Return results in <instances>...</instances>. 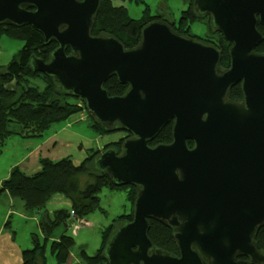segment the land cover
<instances>
[{
    "label": "water",
    "instance_id": "95a60500",
    "mask_svg": "<svg viewBox=\"0 0 264 264\" xmlns=\"http://www.w3.org/2000/svg\"><path fill=\"white\" fill-rule=\"evenodd\" d=\"M99 6L0 0V25L30 26L55 43L46 61L30 57L32 71L82 100L107 132L130 135L92 162L115 187L136 188L132 220L103 249L107 264H264L254 244L264 227V54L254 52L264 40V0H193L231 44L224 70L213 45L163 21L146 24L132 49L92 35ZM111 77L127 86L121 96L103 88ZM236 85L240 101L229 98ZM169 123L171 142L149 146ZM149 220L173 230L177 254L152 244Z\"/></svg>",
    "mask_w": 264,
    "mask_h": 264
},
{
    "label": "trees",
    "instance_id": "16d2710c",
    "mask_svg": "<svg viewBox=\"0 0 264 264\" xmlns=\"http://www.w3.org/2000/svg\"><path fill=\"white\" fill-rule=\"evenodd\" d=\"M116 0H100V6L95 15L92 35H110L115 37L125 49L136 47L140 41L141 29L153 21H163L169 24L176 33L196 38L197 40L213 45L220 52V69L229 67L228 49L230 43L225 41L221 34L210 30L209 17L198 15L194 12L193 0H183L186 8L180 12L177 23L170 20L165 14L149 15L144 13L141 19L133 20L128 17L122 5H115ZM195 22H203L209 29L203 37L190 33V27ZM258 31L264 36V28L257 25ZM0 34L16 39L21 43V48L6 66L0 67V154L1 146L10 136L21 138L40 137L52 125L67 119L75 113L85 114L84 120L88 126L99 133H108L100 124L95 123L84 110L82 100L73 98L63 93L53 80L43 74L33 72L29 60L31 56L46 61L51 52L56 48L55 43L44 44L42 35L30 26L12 27L0 25ZM254 52L264 54V40L259 43ZM69 53V50H66ZM109 96H121L127 89L115 77L107 80L103 86ZM229 98L240 101L242 94L240 86L231 88ZM80 103H76V102ZM171 124L163 127L149 146L168 144L171 142ZM124 137L105 144L101 149H88L86 158L79 164H74L70 157L57 161L40 159V171L27 176L17 167L11 169L8 177L0 184V193L6 192L12 199H17L25 210H40L38 231L43 241L32 233L30 236L31 247L21 253L22 264H46L45 251L49 250L54 264H107L103 249L111 232L118 226L132 220L131 214L117 217L103 234V243L97 252L88 256L84 249H78V258L74 261L71 249L74 246L72 238L61 235L57 240L52 239L53 230L62 225L67 227L72 222L82 221L94 205L90 203L96 198L101 189L108 190L115 187L106 174L92 168L94 158L102 151L114 149L119 151L122 142L129 138L126 132ZM188 147L192 146L187 142ZM130 188L129 201L133 206L136 191ZM58 190H63L67 195L78 196V201L69 197L70 211L60 210L49 215L46 206L51 196ZM149 223L148 237L152 244L169 254H177L173 240V230L151 221ZM254 244L259 253L264 256V227L260 228L254 239Z\"/></svg>",
    "mask_w": 264,
    "mask_h": 264
},
{
    "label": "rangeland",
    "instance_id": "374dc122",
    "mask_svg": "<svg viewBox=\"0 0 264 264\" xmlns=\"http://www.w3.org/2000/svg\"><path fill=\"white\" fill-rule=\"evenodd\" d=\"M114 4L122 5L128 17L133 20L141 19L144 13L165 14L174 23H177L180 12L186 8L183 0H116ZM208 31V27L203 22H195L190 27V33L201 38ZM20 48L21 43L18 40L0 34V67L6 66ZM84 118V112L72 114L67 119L52 125L40 137L10 136L2 145L0 179L7 177L9 170L15 166L28 174L35 171L36 163L33 162V158L36 152L38 157L52 160L70 156L74 164H79L86 158L88 149H101L105 144L116 141L121 136L124 137V133L115 131L99 133L90 128ZM129 195L128 186L111 190L101 189L96 198L90 201L94 205L92 211L82 221L76 220L68 227L62 224L56 227L51 234L52 239L57 240L61 235L72 238L74 246L71 249V256L74 261L78 258L79 248L84 249L88 256L94 255L101 247L103 234L112 222L119 216L131 214L132 205ZM69 197L78 199L76 194L67 195L63 190L56 191L49 199L46 211L49 215L60 210L70 211ZM1 203H5L3 197H0ZM10 208L14 209L12 206ZM35 210H23L28 216L25 217L15 209L10 217L11 222L6 224L13 227L16 242L25 248L31 246L30 233H35L40 242L43 241L42 235L37 231ZM0 225L3 224L0 222ZM49 245L50 243L45 251L46 264H54L55 259L50 253Z\"/></svg>",
    "mask_w": 264,
    "mask_h": 264
},
{
    "label": "crops",
    "instance_id": "0c3cea01",
    "mask_svg": "<svg viewBox=\"0 0 264 264\" xmlns=\"http://www.w3.org/2000/svg\"><path fill=\"white\" fill-rule=\"evenodd\" d=\"M1 149H2V146H1ZM37 153L38 152L35 153V157L33 158L34 159L33 162L36 163L35 171L28 174L22 171L18 166H15V167H17L23 174L27 176L38 173L40 171L39 160L43 158L38 157ZM66 157H70V156H66ZM44 159H48L50 161H57V160H52L49 158H44ZM11 169L9 170L8 175ZM7 177L0 179V184ZM0 197H3V200L5 201V203L0 204V222L1 224H3V225H0V264H22L21 253L23 250L29 249L31 246L25 248L19 245L15 240L13 227H11L10 225H6V224H9L11 222L10 217L12 214H14L15 209H18L21 214L25 215V217H28V216L25 214V212H23V210L25 209L23 208V205L20 201L12 199L6 192L0 193ZM14 203H15V206H13ZM10 206H12L14 209H11ZM35 214L37 216L36 225H37V231H38V220L41 214L40 210L38 211L35 210ZM31 234L32 233H30V236Z\"/></svg>",
    "mask_w": 264,
    "mask_h": 264
},
{
    "label": "flooded vegetation",
    "instance_id": "af4514ba",
    "mask_svg": "<svg viewBox=\"0 0 264 264\" xmlns=\"http://www.w3.org/2000/svg\"><path fill=\"white\" fill-rule=\"evenodd\" d=\"M135 191H136V188H135Z\"/></svg>",
    "mask_w": 264,
    "mask_h": 264
}]
</instances>
